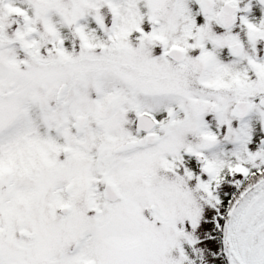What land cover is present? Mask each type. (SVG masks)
Returning <instances> with one entry per match:
<instances>
[{"label": "snow or ice", "instance_id": "snow-or-ice-1", "mask_svg": "<svg viewBox=\"0 0 264 264\" xmlns=\"http://www.w3.org/2000/svg\"><path fill=\"white\" fill-rule=\"evenodd\" d=\"M0 264H264V0H0Z\"/></svg>", "mask_w": 264, "mask_h": 264}]
</instances>
